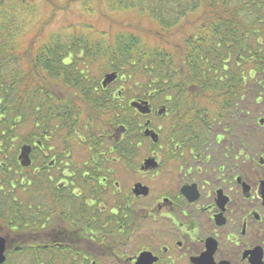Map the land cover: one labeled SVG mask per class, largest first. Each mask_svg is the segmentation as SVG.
<instances>
[{
    "label": "flooded vegetation",
    "instance_id": "1",
    "mask_svg": "<svg viewBox=\"0 0 264 264\" xmlns=\"http://www.w3.org/2000/svg\"><path fill=\"white\" fill-rule=\"evenodd\" d=\"M145 100L148 114L131 106ZM170 101L129 100L133 131L49 127L30 144L27 181H0L2 264H264V147H246L229 114L195 130L182 117L204 116Z\"/></svg>",
    "mask_w": 264,
    "mask_h": 264
},
{
    "label": "trees",
    "instance_id": "2",
    "mask_svg": "<svg viewBox=\"0 0 264 264\" xmlns=\"http://www.w3.org/2000/svg\"><path fill=\"white\" fill-rule=\"evenodd\" d=\"M263 77L264 0H0V181H27L18 150L49 127L133 131L139 97L173 99L203 129L250 91L259 100Z\"/></svg>",
    "mask_w": 264,
    "mask_h": 264
},
{
    "label": "rangeland",
    "instance_id": "3",
    "mask_svg": "<svg viewBox=\"0 0 264 264\" xmlns=\"http://www.w3.org/2000/svg\"><path fill=\"white\" fill-rule=\"evenodd\" d=\"M106 73L109 72L105 71L101 78H103ZM122 85L115 82L111 85V87L116 91ZM256 91L258 90L255 89V91H250L247 94L246 98L231 111L227 121L231 126V129L245 141L244 145L246 147H257V151L260 152L263 149L262 147H264V121L263 123L260 122L261 119L264 120V89L261 88L260 91L257 92L260 95L258 98L259 100L256 99ZM227 136L228 135L226 134V137ZM143 153L148 155V145L147 149L145 148ZM244 153L246 152L243 151L242 155H244ZM19 173L20 172L18 171L17 175H19Z\"/></svg>",
    "mask_w": 264,
    "mask_h": 264
},
{
    "label": "water",
    "instance_id": "4",
    "mask_svg": "<svg viewBox=\"0 0 264 264\" xmlns=\"http://www.w3.org/2000/svg\"><path fill=\"white\" fill-rule=\"evenodd\" d=\"M117 78H118L117 72L107 73L103 77L101 84L103 87H107L109 84L114 82ZM131 106L135 107L139 112H141L143 114H148L151 111L149 104H148V101H146V100L145 101H133V102H131ZM263 121L264 120L262 119L261 122H263ZM145 133H146V135L151 136L153 138V140L156 141L157 135L154 132L147 129L145 131ZM30 152H31V146L29 144H24L21 146L20 153L18 155V160L25 167H27L31 164V159L29 157ZM154 166H155V163H154L153 158H149L146 160V162H145L146 168H152ZM263 196H264V191H263ZM5 258H6L5 257V241L3 238L0 237V264L5 262Z\"/></svg>",
    "mask_w": 264,
    "mask_h": 264
}]
</instances>
